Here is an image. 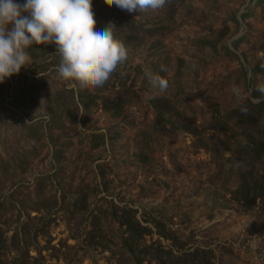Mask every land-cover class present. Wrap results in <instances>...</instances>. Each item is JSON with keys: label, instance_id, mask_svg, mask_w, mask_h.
Returning <instances> with one entry per match:
<instances>
[{"label": "rangeland", "instance_id": "374dc122", "mask_svg": "<svg viewBox=\"0 0 264 264\" xmlns=\"http://www.w3.org/2000/svg\"><path fill=\"white\" fill-rule=\"evenodd\" d=\"M128 14L138 32H114L128 56L103 87L60 78L55 44L32 45L29 65L0 84L1 259L136 264L118 222L131 208L153 228L149 253H180L158 221L213 264H264V208L233 199L241 174H264V147L236 155L245 138L264 141V107L249 105L264 102V0H168ZM149 253L141 264H157Z\"/></svg>", "mask_w": 264, "mask_h": 264}, {"label": "clouds", "instance_id": "9594fccd", "mask_svg": "<svg viewBox=\"0 0 264 264\" xmlns=\"http://www.w3.org/2000/svg\"><path fill=\"white\" fill-rule=\"evenodd\" d=\"M105 2L128 13H140L163 9L168 0ZM92 4L93 0H0V84L29 65L32 45L55 44L60 78L78 81L81 87H103L128 54L114 35L116 26L97 23ZM146 78L158 93L169 88V81L159 74L149 71ZM257 90L264 96V87ZM232 93L238 100L242 98L239 87H233ZM253 102L261 101L256 98ZM241 111L246 114L248 109L242 107Z\"/></svg>", "mask_w": 264, "mask_h": 264}, {"label": "trees", "instance_id": "16d2710c", "mask_svg": "<svg viewBox=\"0 0 264 264\" xmlns=\"http://www.w3.org/2000/svg\"><path fill=\"white\" fill-rule=\"evenodd\" d=\"M110 2L106 3L105 0H93L92 9L94 10L95 19L98 24H108L113 23L116 27L114 32L121 34L123 32H129V37L131 35L136 36L138 32V22L135 20V17L131 14H125V11L118 9L116 6L112 8ZM140 32V30H139ZM131 37L130 39H134ZM109 103H111L109 101ZM252 108L264 107V102L257 104L249 103ZM238 118L241 116L238 115ZM248 123L257 122L253 116L248 118ZM204 147H207L206 143L203 142ZM239 146L242 148L245 147L246 151L243 153L240 149L237 148L236 155L239 159L252 158L257 159L260 157L263 147V140H250L245 138L244 142ZM239 186L233 192L234 200L241 204L244 210H249L253 203L257 200L261 203L264 208V174H254V171L244 172L240 176ZM119 224L124 227L125 235L123 237L122 243L125 250L128 254L134 257L136 264H141L143 262V254L149 253L143 244L145 236L152 234L153 228L142 224L135 215V210L131 208L123 209L120 215L118 216ZM154 227L157 229L156 232L159 236L170 240L172 244L177 248V251L180 253L178 255L174 254L172 250H162L159 251L157 248L153 253H149L150 258L155 260L157 264H213L210 261L207 251L199 248H195L192 251H187L183 248V244L178 240V238L173 234V232L166 230L163 225L156 221L154 222ZM5 240L0 231V264H6L2 259L1 250L4 247Z\"/></svg>", "mask_w": 264, "mask_h": 264}]
</instances>
